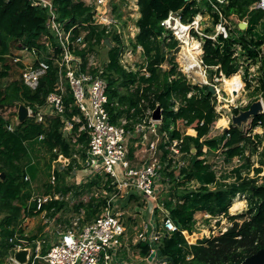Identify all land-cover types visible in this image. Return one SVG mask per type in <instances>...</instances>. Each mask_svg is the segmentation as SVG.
I'll return each mask as SVG.
<instances>
[{
    "label": "trees",
    "instance_id": "16d2710c",
    "mask_svg": "<svg viewBox=\"0 0 264 264\" xmlns=\"http://www.w3.org/2000/svg\"><path fill=\"white\" fill-rule=\"evenodd\" d=\"M255 1L228 0L221 5L224 16L236 28L230 38H220L222 42L207 39L203 58L206 64L219 65L225 75L231 77L237 72L231 49L236 42L242 43L252 60L260 61L259 85L255 94L260 90L264 94V12L253 6ZM138 2L140 16L135 23L139 31L134 39H130V44L135 49L142 47L144 60L137 71L129 72L120 63L121 53L127 47L125 39L116 27L108 29L94 22L93 4L85 0L53 1L57 20L71 34V40L77 41L87 32L85 47L71 46L74 53L83 57L84 66L90 54L99 53V47L107 49V58L102 64L108 80V109L115 123L124 116L128 119L127 127L133 128L147 116L148 109L155 110L160 105L163 110L159 131L165 141L162 140L159 148L163 151L162 162L168 163L161 170V182L166 189L159 202L177 229H165L160 221L161 209L155 207L154 221L163 234L157 242L153 243L147 237L133 244L132 248L135 254L149 260L154 258L153 248H156L159 259L169 258L174 264H238L264 248V181L259 182L258 177L263 171L264 146L263 136L253 131L259 123L264 126V113L251 116L242 125L231 123L229 129L213 136L212 131L220 118L215 108V95L209 87L193 85L178 72L173 55L177 41L173 38L167 41L162 21L170 11H182L184 20H188L207 6L215 22L219 19L218 13L212 12L208 0ZM242 21L248 22L246 29L239 27ZM49 23L48 9L32 0H0L1 77L4 79L11 74L14 65L10 54L22 47H36L40 60L48 64L35 90L17 78L8 85L0 80V107L23 103L37 113L54 91L60 71L56 58L60 57L63 48ZM106 38L110 39L112 47L105 43ZM143 68L149 75L142 73ZM190 92H193L191 96ZM64 102V114L45 116L43 121L28 117L15 130L9 129L10 122L0 114L1 253L13 248L14 243L8 240L11 236L17 231L24 233V219L43 211L53 217L67 207L65 197L73 189L69 175L78 165L74 154L80 153L86 160L90 139L86 130H80L82 122H75L71 131L65 129V119L81 116L69 87ZM252 102L245 107L233 108V112L239 114ZM182 126L196 130V135L186 133ZM174 140H181V151L188 160L185 165L170 169L174 159L168 157L170 151L166 146ZM259 146H263L262 151ZM133 148H130L131 153ZM208 151L216 152L213 161L208 160ZM255 154L260 157V166H255ZM60 157L70 158L65 169L53 167V162ZM252 172L254 176H251ZM112 180L107 175L96 174L82 185L94 191L88 201H80L75 206L77 213H83V224L95 220L107 206L114 192ZM35 184L38 194L35 193ZM105 189L109 193L105 194ZM238 192L247 195L248 209L230 215L232 225L224 233L210 237L198 234L195 230L196 214L229 215V206ZM57 194L62 198H56ZM43 196L50 198L38 208L37 199ZM131 202L137 210L144 207L147 211L149 207L135 193L126 198L125 205ZM238 218L245 219L239 221ZM47 224L40 225L27 238L28 241L44 236L50 227Z\"/></svg>",
    "mask_w": 264,
    "mask_h": 264
},
{
    "label": "built area",
    "instance_id": "2783aa9c",
    "mask_svg": "<svg viewBox=\"0 0 264 264\" xmlns=\"http://www.w3.org/2000/svg\"><path fill=\"white\" fill-rule=\"evenodd\" d=\"M32 1L34 4L42 5L48 9L50 13L49 24L59 37L63 51L60 57L56 58L60 71L54 91L48 95L45 106L40 107L37 113L31 106H27L29 117H36L38 121H43L45 116L40 111L41 108L46 107L51 111V115L47 116L64 114L66 109L64 99L69 87L74 104L79 109L81 116L75 115L72 120L65 119V128L67 131H71L75 122H82L80 130H86L90 139L85 160L87 168L91 170L90 173L111 177L113 179L112 184L117 192L111 197L107 206L98 217L91 222L83 224L81 217H76L70 223L57 224L55 228L50 229L44 236L33 241H28L27 238L30 235L26 231L24 233L17 231L9 238V242L14 243L13 248L9 254L0 255V264H129L127 259H123L120 255L124 239L127 236V227L119 209L116 207L115 197H118L117 193L120 196L126 195L127 198V195L132 191L148 204L149 202L153 204L152 207L149 204L151 216L144 231L137 234V241L148 237L154 243L163 234L156 227L154 221L155 207H159L164 213L162 220L164 228L169 231L177 229V225L169 216H166L163 204L159 202L160 195L166 189V186L161 182L162 159L160 155L154 153L156 143L154 141L147 142L145 153L150 152L151 154H149L150 156H146L141 164H133L129 157L131 139L136 134H140V136L146 138L144 134L147 130L146 128L156 134L162 120L153 119L154 110L148 109L146 112L147 116L133 128L127 127L128 119L126 118L121 119L120 123H115L108 109V80L105 76V66L94 60L95 53L88 56V62L84 66L83 57L74 53L71 47L75 45H78L81 49L85 47V34L87 32H84L77 41L71 40V34L66 32L63 23L57 20L54 0ZM97 2L95 5L93 4L95 6L94 22L107 26L108 29L116 27L117 32L124 38L125 33L118 27L119 17L112 12L110 13L107 0H97ZM208 2L212 12L218 13V21L215 22L214 16L206 6L203 8L204 11H200L192 19L188 20H184L182 11H170L168 17L162 21V25L166 30L165 37L167 41L172 40V38L177 41L173 55L178 72L193 85H199L200 87L213 86L215 90V93H213L215 95V108L221 116V112L216 104L217 94H220L222 90V87L218 86V84L225 82L226 79L232 76L227 77L219 65L206 64L203 58L204 45L207 39L216 43L223 41L220 38L224 40L230 38L234 33L236 25L229 21L222 12L221 5L227 3L228 0H208ZM126 3L128 4V0ZM130 3V8L139 10L138 0H131ZM253 6L264 12V0H256ZM262 21L264 22V17ZM242 22L248 24L247 21ZM128 30L131 31V36L129 35L127 38L129 40L134 39L139 31L135 21ZM15 50L10 56L13 65L19 69V79L25 85L35 90L40 83L41 76L46 72L48 64L40 60V54L36 47H22ZM231 52L237 66L236 74L239 75L241 82L238 90L230 91L233 96L232 103H234L238 94L248 87V83H251L250 88L254 90L259 85L260 61L254 62L240 42L234 44ZM136 54L141 55L144 60L141 46L137 49L133 48L132 45L127 46L121 53L120 63L129 72L137 71L138 69ZM142 73L149 75L145 68L142 69ZM197 78H201V81L196 82ZM258 93L259 98L257 97L254 101L260 100L264 109L263 91L260 90ZM192 94L193 92H190L189 96ZM250 102L251 100L241 102L233 108L245 107ZM11 106L0 107V111L4 110L6 112ZM18 111L19 104L15 108L17 125L21 123L18 118ZM258 126L264 128L261 123ZM9 128L11 130L15 129L14 125H11ZM254 132L258 133L257 130ZM260 134L262 135V132ZM180 143L181 140H174L170 145L166 146V149L170 151V156H172L170 158L174 159L173 164H177V166L185 165L184 161L179 165L180 161L178 162L174 158L175 154H183ZM262 144L264 146V141ZM263 146H259L260 151H262ZM255 156H258V154H255L253 157L255 166H258L256 165L257 160ZM251 176H254V172L251 173ZM49 198V196L39 197L37 199V207L41 208L42 204L48 201ZM56 198H58L57 195ZM237 201H242L243 204L248 203L247 195L238 192L233 197L232 203L234 204ZM229 227L223 226L217 235L224 233ZM149 228L151 229L148 232ZM212 235L210 234L207 237ZM155 249L153 248V253H155ZM22 250L27 251L24 262H21L16 257V253ZM162 263L169 264L168 262Z\"/></svg>",
    "mask_w": 264,
    "mask_h": 264
},
{
    "label": "rangeland",
    "instance_id": "374dc122",
    "mask_svg": "<svg viewBox=\"0 0 264 264\" xmlns=\"http://www.w3.org/2000/svg\"><path fill=\"white\" fill-rule=\"evenodd\" d=\"M85 1L89 4H94V5L95 3H98L97 0H85ZM126 2L127 0H107V6H108V9H110V13L112 12L113 14L119 17L118 27L125 33L124 39H125L126 45L131 46L130 40L127 38L129 35L131 36V31L128 29L131 25L134 24L135 19L139 17L140 13H139V10H134L130 8L131 0H128V4ZM260 31H263V30H260ZM15 51L16 50H14L13 52ZM135 57H136V62H137L136 65L138 66L140 63L143 62V58L139 54H136ZM106 58H107V49L104 47H99V53L98 54L95 53L94 60L98 62L99 64H102V60L104 61ZM19 77H20L19 69L16 68L14 65V69L12 70L11 74L6 76L4 79L0 75V80H2V82L5 85H8L10 82L15 80L16 78L19 79ZM200 79L201 78H197L196 82H200L201 81ZM218 86L222 87V90L220 94H217L216 104H217L218 109L221 112L220 118L225 117L227 119V124L226 125L219 124V119H220L219 118L216 128L212 131L213 136L223 133L225 127H228V129L230 128L231 123H233L232 116L233 114H235L233 112V107L236 104H240L241 102H244V101H250V100L254 101L255 99H257V97L259 98V93L257 92V94H255L256 90H254L253 88L246 87L245 90L239 93L237 97L235 96L236 97L235 101L234 103H232L233 96L231 92L225 88L224 82H220ZM16 107H18V104L11 106L10 109H8L6 112L4 110L0 111V114L3 116V118H5L7 121L10 122L9 127L11 125H14L15 129L17 128V116H15ZM47 108L48 107L41 108L40 113H42V115L44 116L51 115V111ZM181 128L185 130L188 134L190 133L194 134V130L191 128H185L183 126ZM146 129L147 130L144 132L146 138L140 136V134H136V136L131 139L130 144H129L131 146L132 144H134L133 143L134 141L140 142L137 145V147H134V150H133L134 153L136 152L140 156L145 153V147L147 148L146 146L147 142L152 140L154 137H156L154 136V133L150 132L151 131L150 129L148 128ZM256 130L258 131V133L262 132L263 141H264V128L262 126H256L253 131H256ZM158 131L159 130H157L156 134H159ZM162 140L165 141L163 137L160 136L158 139L159 144H160V141ZM159 144L158 145L156 144V152H158V154L160 155V153L163 151L159 148ZM205 149L208 150L207 147ZM215 153L216 152L214 151H208L206 155L208 160L210 161L213 160L215 158ZM74 157L77 159L78 165H75V168L72 170L71 174L69 175L70 177L69 183L70 185H72L73 189L65 197L66 202H67V207L63 211L57 214V216L63 220L70 219L73 216L80 217L81 215L75 211V206L80 201H88L90 197L94 194L93 190L90 191L89 188L88 189L87 187L84 188L82 187V185L87 183L88 180L96 174L90 173L91 170L87 168L86 162L84 158L80 155V153L76 152L74 154ZM168 157L170 158L172 156L169 155ZM174 158L178 162L180 161L179 165H181L183 161L186 162L188 160V157H185L183 154L182 155L175 154ZM255 158L257 160L256 165L260 166L261 164H260L259 155L255 156ZM69 159L70 158L60 157L57 161L53 162V167L57 166L59 169H65L70 161ZM162 165H167V162L163 163ZM176 165L177 164H172V166H170V169L176 167ZM177 167H180V166H177ZM177 173H178V170H177ZM258 177H259V182L264 181V164H263V171L261 172V174H259ZM192 185H195V183L192 182ZM34 186H35L34 188L36 189L35 193L36 194L40 193L36 184ZM113 191L114 192L112 194L114 195L117 192L114 186H113ZM103 192L105 194H107V192L109 193V191L106 189ZM57 196L62 198V195L60 194H57ZM117 196L118 197H115L116 207L119 209L122 215V218L127 227V236L124 239L123 247L125 249L126 255L134 259L133 251L135 250H133L132 245L135 243L137 239V234L141 231H144V229L146 228V225L149 222V219L151 216L150 210L153 204L152 202H149L151 207L149 205V207L147 208V211L144 207H140L137 210L133 207L132 202L128 205H125L126 195L120 196L117 193ZM233 205L234 204L231 203V205L229 206V215L227 214L228 216L224 213H221L218 215H212V216L210 214L204 215V213H202L201 215L198 214V216H196L197 221L195 224L196 232L198 234H204L205 236H209L210 234L217 235L223 226L229 227L231 225L232 220L230 219V215H237L248 209V203H244L238 206L237 208L232 209ZM44 215L45 213L42 212L38 215L27 217L25 221L23 222V226L26 228V230L30 234L35 233L38 230V227L42 225L43 222H45V219H47L45 218ZM1 216H2V213H0V218ZM163 217H164V213L161 211L160 221L163 220ZM244 219L245 218H238L239 221H243ZM48 229H50V227H48L46 230ZM126 259L128 261L130 260L127 257Z\"/></svg>",
    "mask_w": 264,
    "mask_h": 264
},
{
    "label": "water",
    "instance_id": "95a60500",
    "mask_svg": "<svg viewBox=\"0 0 264 264\" xmlns=\"http://www.w3.org/2000/svg\"><path fill=\"white\" fill-rule=\"evenodd\" d=\"M186 1H190V0H186ZM239 27L241 29H246L248 27V24L246 22H241ZM105 43L110 47L113 46L109 38L105 39ZM209 90L212 93H215L213 86H209ZM260 113H263V104L260 100H256L252 102L247 109L241 110L239 114H233L232 121L234 124L242 125V123L246 122L251 116H256ZM28 117H29L28 107L25 104L20 103L19 111H18V118L20 122L21 123L24 122L25 120H27ZM153 119L155 120L163 119V110L160 105H158L156 109L153 111ZM227 129L228 127L224 128V130H227ZM4 177H5V174L3 173L2 178ZM26 253H27L26 250L17 252L16 253L17 259L20 260L21 262H24L26 260ZM160 262L161 263L168 262L169 264H174L173 261L169 258H164ZM238 264H264V248L259 249L257 252L248 256L247 258H245L242 262Z\"/></svg>",
    "mask_w": 264,
    "mask_h": 264
},
{
    "label": "crops",
    "instance_id": "0c3cea01",
    "mask_svg": "<svg viewBox=\"0 0 264 264\" xmlns=\"http://www.w3.org/2000/svg\"><path fill=\"white\" fill-rule=\"evenodd\" d=\"M140 13V12H139ZM123 118H126V117H124V116H122V117H120V119H119V121H118V123H120V121H121V119H123ZM127 119V118H126ZM192 129V128H191ZM159 130V129H158ZM194 130V129H193ZM158 133L159 134H154V136H156V137H154L152 140H150V141H154L157 145L159 144V141H158V139H159V137L160 136H162L163 137V134L160 132V131H158ZM187 133V132H186ZM190 134H192V135H196V130H194V134L193 133H190ZM160 135V136H159ZM162 141H160V143H161ZM134 144H135V146H134V144H132L131 146H130V148L133 146V147H137V145L140 143L139 141H134L133 142ZM133 150H134V148H133ZM206 150V149H205ZM154 153H156L157 155H159L158 154V152H156V150H154ZM149 154H151L150 152H146V153H144L143 155H139L138 153H134V151H133V153H131V151H130V154H129V157H130V159H131V162L133 163V164H135V165H139V164H141L142 162H143V160H144V158L146 157V156H150ZM134 155V156H133ZM162 154L160 153V156H161ZM216 156V155H215ZM214 160V159H213ZM213 160H211V161H213ZM210 161V160H209ZM187 163V161L185 162V164ZM132 193H135V192H130L128 195H127V197H129V195L130 194H132ZM136 194V193H135ZM59 197V196H58ZM44 213H45V215H46V211H43ZM203 212H198L197 214H196V216H198V214L199 215H201ZM206 213H204V215H205ZM81 218L83 217V213L81 214V216H80ZM45 218H47V219H45V222H43V224H47L48 226H50V229H53V228H55V226H57V224H59V223H69L73 218H76V216H73V217H71L70 219H68L69 221H66V219H60V217H58L57 215L56 216H53V217H48L47 215L45 216ZM24 221H25V219H24ZM23 221V222H24ZM22 226H23V223H22ZM50 229H48L46 232H48V231H50ZM23 230L24 231H26L29 235H31L27 230H26V228L23 226ZM148 232H149V229L147 230ZM0 240H1V236H0ZM9 240V239H8ZM136 243H138V241L136 240L135 241V243L134 244H136ZM156 251H155V253H154V258L152 259V260H147V259H145L144 257H142V256H140L139 254H135L134 253V251H133V257H134V259L133 258H131V257H129V264H163V263H161L160 261L162 260V259H159V255H158V250L157 249H155ZM10 251L11 250H9L8 252H5V253H1L0 252V255H7V254H9L10 253ZM123 253H125V256L123 255ZM120 255H121V257L124 259L125 258V260H126V257L128 258V256L126 255V252H125V249H124V247L122 248V250H121V253H120ZM133 259V260H132Z\"/></svg>",
    "mask_w": 264,
    "mask_h": 264
},
{
    "label": "bare ground",
    "instance_id": "6f19581e",
    "mask_svg": "<svg viewBox=\"0 0 264 264\" xmlns=\"http://www.w3.org/2000/svg\"><path fill=\"white\" fill-rule=\"evenodd\" d=\"M224 84H225V88L227 90H229V91H236V90H238L239 87L241 86V82H240L239 75H237V74L236 75H232L231 78H228V79L225 80ZM219 124L226 125L227 124V119L225 117H221L219 119ZM242 204H243L242 201H237L236 203H234L232 209L237 208L238 206H240Z\"/></svg>",
    "mask_w": 264,
    "mask_h": 264
}]
</instances>
